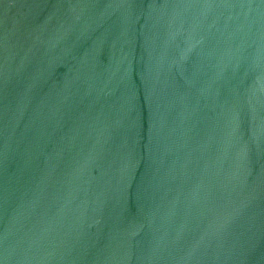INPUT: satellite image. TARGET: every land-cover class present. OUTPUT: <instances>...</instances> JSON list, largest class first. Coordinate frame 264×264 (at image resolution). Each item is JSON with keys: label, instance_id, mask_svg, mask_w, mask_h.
<instances>
[{"label": "water", "instance_id": "1", "mask_svg": "<svg viewBox=\"0 0 264 264\" xmlns=\"http://www.w3.org/2000/svg\"><path fill=\"white\" fill-rule=\"evenodd\" d=\"M0 264H264V0H0Z\"/></svg>", "mask_w": 264, "mask_h": 264}]
</instances>
